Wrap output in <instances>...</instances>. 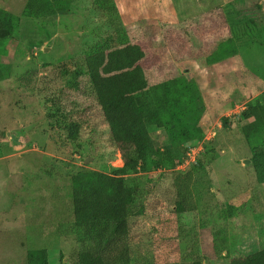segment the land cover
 Wrapping results in <instances>:
<instances>
[{
  "label": "rangeland",
  "instance_id": "1",
  "mask_svg": "<svg viewBox=\"0 0 264 264\" xmlns=\"http://www.w3.org/2000/svg\"><path fill=\"white\" fill-rule=\"evenodd\" d=\"M28 1L0 0V264H77L71 178L124 166L91 102L87 52L122 32L145 52L148 85L174 83L185 100L175 124L149 131L181 163L125 176L144 206L129 220L131 264H230L264 249V125L241 119L264 94V0H114L115 15L42 0L35 19Z\"/></svg>",
  "mask_w": 264,
  "mask_h": 264
},
{
  "label": "trees",
  "instance_id": "2",
  "mask_svg": "<svg viewBox=\"0 0 264 264\" xmlns=\"http://www.w3.org/2000/svg\"><path fill=\"white\" fill-rule=\"evenodd\" d=\"M102 13L115 15L114 0H93ZM46 10L42 0H29L26 15L37 18ZM0 13V18H2ZM145 52L129 42L125 32L103 39L87 52V71L91 78V102L109 126L112 141L121 154L124 166L112 175L82 170L72 176L71 213L82 231V247L77 264H131L129 220L140 215L144 206L138 190L125 176L147 173L162 164L179 165L180 151L171 145L158 147L150 135L152 127L163 121L175 124L172 111L185 110L181 89L174 83L149 86L141 66ZM241 119H254L264 125V94L242 111ZM79 124L70 125L75 130ZM198 158L193 171L203 170L208 147ZM187 200L178 204L185 211ZM37 256L28 255L29 263ZM201 264V263H197ZM230 264H264V249L231 260Z\"/></svg>",
  "mask_w": 264,
  "mask_h": 264
},
{
  "label": "water",
  "instance_id": "3",
  "mask_svg": "<svg viewBox=\"0 0 264 264\" xmlns=\"http://www.w3.org/2000/svg\"><path fill=\"white\" fill-rule=\"evenodd\" d=\"M48 50H49V49H45V52H48ZM8 136L10 137V139H12V137H11V132L8 133ZM244 164H245V165L250 164V160H246V161H244Z\"/></svg>",
  "mask_w": 264,
  "mask_h": 264
}]
</instances>
